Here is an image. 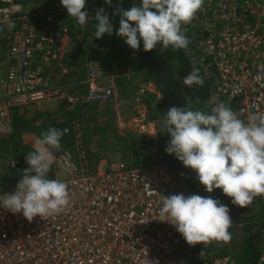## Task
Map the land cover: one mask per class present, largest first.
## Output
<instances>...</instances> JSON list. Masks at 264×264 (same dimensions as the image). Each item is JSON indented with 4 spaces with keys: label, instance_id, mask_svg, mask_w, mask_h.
<instances>
[{
    "label": "built area",
    "instance_id": "1",
    "mask_svg": "<svg viewBox=\"0 0 264 264\" xmlns=\"http://www.w3.org/2000/svg\"><path fill=\"white\" fill-rule=\"evenodd\" d=\"M53 23L52 13L38 16L18 0H0V56L7 60L0 135L12 132L16 110L55 102L75 111L117 98L116 76L88 61L81 83L65 80L69 70L60 67L69 34ZM182 31L190 41L189 57L215 87L210 105L224 103L245 122L249 115H264V0H204ZM55 67L57 82L50 72ZM74 130V148L52 149L51 166L56 179L68 185L70 205L31 222L0 207V264H179L175 253L183 244L181 235L158 216L161 195L183 193L178 178L159 164L93 165L79 121ZM38 137L24 133L21 140L31 152ZM257 230L264 239V225ZM186 257L198 264H237L230 255L208 261L206 250L194 246ZM258 264H264V243Z\"/></svg>",
    "mask_w": 264,
    "mask_h": 264
},
{
    "label": "clouds",
    "instance_id": "2",
    "mask_svg": "<svg viewBox=\"0 0 264 264\" xmlns=\"http://www.w3.org/2000/svg\"><path fill=\"white\" fill-rule=\"evenodd\" d=\"M60 3L68 17L86 25V0ZM105 3L111 6L112 0ZM203 4L204 0H141L127 10L118 6L114 11L120 17L116 35L133 51L139 50L141 42L145 52L186 49L190 41L182 27L191 23ZM94 19L95 39L112 35L113 26L104 8L95 10ZM260 78L258 74L256 79ZM182 83L189 88L203 87L199 68L194 67ZM185 99L186 106L170 107L160 122L161 131L170 138L166 153L191 169L207 193L221 190L232 205L248 208L256 197L264 196V115H249L245 122L224 103L205 112L192 110L191 98ZM67 131L51 127L35 140L33 151L25 157L28 167L22 179L13 192L0 195V207L14 215L22 213L31 222L35 217L61 214L70 205L67 183L48 178L54 160L52 149H60ZM158 216L159 222L174 226L189 245L231 239L230 209L211 196L161 195ZM148 264L158 261L148 260Z\"/></svg>",
    "mask_w": 264,
    "mask_h": 264
},
{
    "label": "trees",
    "instance_id": "3",
    "mask_svg": "<svg viewBox=\"0 0 264 264\" xmlns=\"http://www.w3.org/2000/svg\"><path fill=\"white\" fill-rule=\"evenodd\" d=\"M89 1L90 3H87L84 9L89 13L86 25L81 26L76 20L74 22L69 20L63 22L62 26L67 29L69 39H71L70 43L74 48L68 47L72 51L66 55L60 68L66 67L69 70L67 78L69 84L81 83L85 79L84 66L88 59L95 63L102 72L110 75L116 74L119 90L123 96H130L131 98L133 95L130 94L137 92L142 99L141 103L149 109L150 117L147 122H152L157 126L156 142L150 150L155 151L152 154L153 158H150L148 153L142 156L144 152L142 150L151 144L150 140L146 139L139 146L134 136L131 137L130 135L131 140L129 142L126 137L114 133L118 129L117 113L114 108V111L112 110L111 105L108 104L109 102L92 104L78 108L75 111L68 110L65 103H60L55 111H40L37 108L20 109L12 115V132L8 135H0V155H2L0 157V191L15 189L19 180L22 179L23 171L28 167L25 163L27 154L22 153L20 141L25 132L34 133L40 137L42 133L51 127L59 130L67 129V133L61 138L60 148L73 149L76 144L74 122L79 121L84 132L83 141L93 165L99 164L105 157H108V153L114 150L120 151L123 157H126V152L132 145L136 151V167L145 168L153 164L162 165L178 178L179 187L183 193L188 195L200 193L201 196H207L210 193H207L203 186L199 184L196 174L191 169H186L174 155L166 153L165 149L170 138L166 132L161 131L160 122L165 118L170 107L186 106L188 103L186 97L191 98L192 110L210 112L212 108L210 100L215 90L213 82L207 77L202 66L192 64L186 49L173 50L169 47L166 51L157 48L151 52H145L141 42L139 50L133 51L126 43H123L124 41L119 40L116 32L119 29L120 17L114 14L115 9L119 6L127 10L133 4L139 5L141 0H112L111 6L106 4L105 0ZM99 8H104L109 15L113 33L110 36L105 34L96 41H89V33L94 36L96 30L97 22L94 16L95 10ZM1 63H4V66L7 65V60L2 56H0V65H2ZM204 63L207 65L208 61L204 60ZM194 67L199 68L200 75L204 78L203 87L194 86L189 88L182 83L184 77ZM58 69L59 67L54 68V70ZM6 73L7 69L5 78ZM72 73L77 74V79L71 78ZM130 75L132 81L129 83L128 78ZM136 82V88L135 85L133 88L130 87L131 84ZM140 84L144 86L153 84L156 93L149 92L147 88H142L143 86L140 87ZM130 88L132 89L128 92ZM138 94H134V97H137ZM113 141L115 142L113 143ZM93 144L96 145L93 147ZM4 160L7 161L4 162ZM48 178L56 179L54 170H50ZM185 190L189 192H185ZM212 193L214 198L220 199L219 195L222 191L217 189ZM224 198L228 203V207L232 209V220L244 226V248L242 252L238 251L231 256L237 264H258L264 239L257 228L264 225V196L256 197L246 209L236 207L232 205L230 198L226 196ZM232 226L229 231L232 230ZM193 246L196 249L200 247V249L206 250L208 261L230 255L228 252H221V250L213 251L215 248H211L212 244H209L207 248L203 244ZM187 250L188 247L183 246L178 250L180 251V258L177 257L176 262L185 264L181 261L183 259L187 262L186 264H198V262L186 257Z\"/></svg>",
    "mask_w": 264,
    "mask_h": 264
},
{
    "label": "rangeland",
    "instance_id": "4",
    "mask_svg": "<svg viewBox=\"0 0 264 264\" xmlns=\"http://www.w3.org/2000/svg\"><path fill=\"white\" fill-rule=\"evenodd\" d=\"M31 1H33V0H31ZM36 1H38L39 4H40V2H43L39 6L49 5V4H51L53 6H56V4H57V6L61 5L60 0L57 3L53 2L54 0H51V1L50 0H36ZM18 2L22 4L24 9L30 8V0H18ZM87 3H90V1L86 0V4ZM76 31H78V30H76ZM83 46L84 45L82 44V47ZM69 53H70V51H67V54H69ZM191 62L193 65H195L193 60H191ZM1 64L4 66V63H1ZM2 65H0V97L3 95V90H2L1 85H2V82L5 80L4 76H5V71L7 69V66L3 67ZM50 72L53 74H56L57 70L51 69ZM79 74H80V72L78 73V75ZM53 77H54L53 80L57 82L58 79L57 80L55 79L57 77V74L54 75ZM67 78L68 77H66V79H65L66 81L68 80ZM71 78L77 79V74L72 73ZM130 78H131V75L128 78L129 83L132 81V79H130ZM59 79H60V76H59ZM136 84H137V82L131 84L130 87H134V85H135V88H136ZM131 89L132 88H130V90H128V92L131 91ZM134 94H138V93L132 92V94H130V95H133V96L130 98V96H123L118 91L117 98L108 103L109 105H111V108L113 111L115 109L116 112L120 113L119 121L117 122V125L119 128L116 129V132H114V133L115 134L117 133L120 136L126 137V139L129 142L131 140V137L134 136V138H136L137 143H139V146H141L146 139L150 140L151 144H149V146L146 149L142 150V151H144L142 156H145L144 154L148 153V155H150L149 157L153 158L152 154L155 151L153 152L150 150L156 142L155 140H156V135H157V126L155 124L154 129H150V126L149 127L144 126V124L147 125L146 122L148 120V112L149 111H146L145 109H143V107H142L143 104L141 103L142 99L140 98L139 94L137 95V97H134L135 96ZM132 103H133V105H132ZM57 107H58V103L51 102V103H45V104L37 105L35 107H30V108H32V109L37 108L40 111H46V110L55 111V109H57ZM146 116H147V119H146ZM29 134L37 136L34 133H29ZM112 135L114 136V134H112ZM130 135H131V137H130ZM21 138H22V136H21ZM20 141H21L22 153L23 154L29 153L30 152L29 149L23 145L22 140H20ZM114 142L115 141H113V143ZM87 143H89V142H87ZM95 145L93 144L92 146L94 147ZM131 146H130V149L128 150V152H126L127 153L126 157H123L122 153L118 150H114V151H111L110 153H108V157H105V159H108V161H109L108 165L126 164L129 167L131 165L136 166V164H137L136 151L133 148V146L132 147ZM0 157H2V155H0ZM3 159H4V156H3ZM6 161L7 160H4V162H6ZM186 192H189V191H186ZM198 195H200V193ZM186 196H188V194H186ZM207 196H211L212 198H214L213 193H210ZM219 197H220V199L219 198H214V199H218L221 203L228 206V203H227V201H225L223 193H220ZM229 209H230V215H231L232 209H231V207H229ZM181 238L183 240V244L181 245V247L183 246V247L189 248L190 246H193V245H189L184 240V238L182 236H181ZM231 242L232 241L230 239L228 241H212L210 243H203V245H205L207 248V246L209 244H212L211 248L217 247L215 250H221V252H228L231 256L232 254L237 253L239 251V248L237 246L235 247L234 245H231ZM218 244H219V246H218ZM196 245L200 246V244H196ZM215 250H213V251H215ZM175 255H176V257L180 258V251L176 252ZM172 261H175V259L172 258Z\"/></svg>",
    "mask_w": 264,
    "mask_h": 264
},
{
    "label": "crops",
    "instance_id": "5",
    "mask_svg": "<svg viewBox=\"0 0 264 264\" xmlns=\"http://www.w3.org/2000/svg\"><path fill=\"white\" fill-rule=\"evenodd\" d=\"M51 1V0H50ZM53 2H55V3H57V2H59V0H54ZM41 3H43V2H40V4ZM39 4V2L38 1H36V0H33V1H31L30 0V8H28V9H25L26 10V12H28V13H31V14H36V15H45V14H49V13H52L53 15H54V21H55V23H53V24H51V27L53 26V25H55V27H56V29H57V26L58 25H63L64 23V21L65 20H69V21H73L74 22V18H72V17H68V14H67V11H66V9H64L63 7H62V5H60V6H57V4H56V6H53V5H51V4H49V5H42V6H39L40 5ZM87 5V4H86ZM87 8V7H86ZM69 34V33H68ZM88 40L89 41H96V39H95V36H93V34H90L89 33V36H88ZM119 40L120 41H124L123 39H121V38H119ZM66 41H69V46L71 47V48H74V46L72 45V43H70L71 42V39H69V36L66 38ZM123 43H125V42H123ZM125 45V44H124ZM71 48H70V50L69 51H72L71 50ZM87 61L88 62H90V63H92L93 65L95 64V63H93V62H91L90 60H88L87 59ZM86 61V62H87ZM95 66L96 67H98L96 64H95ZM108 75H110V74H108ZM114 76H116V74H114ZM118 77H116V79H117ZM117 81V80H116ZM140 83V82H139ZM143 86V87H142ZM140 87H142V88H147L148 89V91L149 92H152V93H156V88H155V86H153V84H148V85H142V84H140ZM133 88V87H132ZM118 91H119V93H121L120 92V90H119V86H118V83H117V93H118ZM122 94V93H121ZM160 95V94H159ZM119 96V95H118ZM161 97V96H160ZM141 104V103H140ZM143 104V103H142ZM142 107H143V109H145L146 111H149V109L147 108V106L145 105V104H143L142 105ZM117 113V122L119 121V116H120V113L119 112H116ZM149 117H150V112H148V120H149ZM146 119H147V116H146ZM147 120V121H148ZM154 127H155V125H151L150 126V129H154ZM117 128H119L118 127V125H117ZM26 133V132H25ZM103 161H105V162H107V163H109V161H108V159H103L101 162H103ZM100 162V163H101ZM131 165V164H130ZM131 166H133V165H131ZM186 192V191H185ZM189 195H191V194H189ZM264 221V220H263ZM236 226L233 224V226H232V229H234ZM230 233H231V245H234L235 247L237 246V243H236V241L234 240V234L235 233H233V232H231L230 231ZM218 246H219V244H218ZM215 248V247H214ZM217 248V247H216ZM215 248V249H216ZM261 248H262V246H261ZM214 249V250H215Z\"/></svg>",
    "mask_w": 264,
    "mask_h": 264
},
{
    "label": "water",
    "instance_id": "6",
    "mask_svg": "<svg viewBox=\"0 0 264 264\" xmlns=\"http://www.w3.org/2000/svg\"><path fill=\"white\" fill-rule=\"evenodd\" d=\"M234 225L236 226V231H235L236 241L239 246V251L242 252L245 243L244 226L237 221H234Z\"/></svg>",
    "mask_w": 264,
    "mask_h": 264
},
{
    "label": "flooded vegetation",
    "instance_id": "7",
    "mask_svg": "<svg viewBox=\"0 0 264 264\" xmlns=\"http://www.w3.org/2000/svg\"><path fill=\"white\" fill-rule=\"evenodd\" d=\"M233 223H234V221H233ZM230 231L233 232V233H235V231H236V227H235L234 229L230 230ZM234 235H235V234H234ZM234 240L236 241V236H234ZM236 243H237V241H236ZM237 247L239 248L238 243H237Z\"/></svg>",
    "mask_w": 264,
    "mask_h": 264
}]
</instances>
